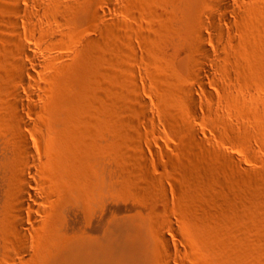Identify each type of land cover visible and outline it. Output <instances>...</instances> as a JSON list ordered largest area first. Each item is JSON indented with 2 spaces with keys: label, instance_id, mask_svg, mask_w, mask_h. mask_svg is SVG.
<instances>
[{
  "label": "rangeland",
  "instance_id": "1",
  "mask_svg": "<svg viewBox=\"0 0 264 264\" xmlns=\"http://www.w3.org/2000/svg\"><path fill=\"white\" fill-rule=\"evenodd\" d=\"M19 1L18 12L0 0V264H57L75 244L91 264H264V32L246 44L244 73L229 56L241 15L226 11L217 31L205 17L210 0H59L67 12L58 19L47 12L57 0ZM231 1L239 11L257 4ZM202 21L210 59L198 78ZM30 160L37 199L20 210ZM15 215L25 222L16 240Z\"/></svg>",
  "mask_w": 264,
  "mask_h": 264
},
{
  "label": "bare ground",
  "instance_id": "2",
  "mask_svg": "<svg viewBox=\"0 0 264 264\" xmlns=\"http://www.w3.org/2000/svg\"><path fill=\"white\" fill-rule=\"evenodd\" d=\"M58 1L59 0H57V1H54V2H50L48 5H47V12L50 14L49 16H51V18H53V17H55V19L57 18L58 19V17L60 18V15L59 14H61V13H63V11H64V9H62V5L60 6L59 4H61L60 2H59V4H58ZM253 2H256L257 4L256 5H253V6H248L246 9H243L242 11H239V9H238V6H236L235 5V3H233L231 0H210V2L209 3H207L206 4V6H205V17L208 19V21L209 22H211L212 24H214V26H215V30H217V31H220V32H222L223 31V26L225 25V24H228V23H230V19H229V16H228V14L227 13H225L226 11L228 12H235V13H237V14H239L240 13V15H241V23L239 24V28H240V38H241V40L239 41V43L237 44V43H235V44H237V45H235V52H234V50L233 49H231V48H229V49H231V52H233V54H231V53H229V56L231 55V57H232V61H233V63H235L234 65H235V67L236 68H239V70L241 69V67H242V69H241V71H243L244 69H245V67H244V63H241V61L242 60H240L241 58L243 59V58H245V60H247L246 59V57H245V54H246V44H248V42H250V40H252L251 39V37H253L254 36V34L255 33H259L260 31H263L264 32V0H253ZM254 4V3H253ZM13 6L15 7V9L19 12V11H21L22 9H23V7H22V5H21V3H20V1L19 0H14V3H13ZM66 6H68L67 4H66ZM60 7H61V9H62V12H60ZM63 8H65V7H63ZM67 9H68V7H66ZM71 8H69V10H70ZM65 11H66V9H65ZM65 11H64V13H65ZM60 12V13H59ZM67 12V11H66ZM160 16H162V17H164L165 19H166V15L164 16V14H159V17ZM162 17H160V18H162ZM159 19V18H158ZM157 19V20H158ZM162 20V19H161ZM160 21V20H159ZM164 21H166V20H164ZM156 23V22H155ZM160 23V22H159ZM158 25V24H157ZM204 26H206V24H204V22L202 21V23L199 25V28H198V30H197V42H198V46H197V49L199 50V52L201 53V54H203V55H207V57L206 58H201L200 56L199 57H195V59H194V63H195V67H196V69H197V72H196V76L198 77V78H201L204 74H206L207 73V64H206V61L207 60H209L210 59V53H209V51H208V49H207V47H206V38H205V35H204V33H203V28H204ZM262 33V32H261ZM260 33V34H261ZM260 34H258L259 36H260ZM256 35V34H255ZM262 35V34H261ZM259 36H255V37H259ZM225 37L229 40L230 38H229V33H225ZM255 39V38H254ZM263 39V38H262ZM250 43H252V41L250 42ZM18 44V43H17ZM153 44V43H152ZM5 45H7V44H5ZM16 46H18V45H16ZM20 46V45H19ZM15 46H13V47H11V49L12 48H14ZM154 47V46H153ZM222 48V47H221ZM8 49V48H7ZM10 49V48H9ZM18 49L19 50H21V48L20 47H18ZM155 49V48H154ZM14 50V49H13ZM23 50V49H22ZM197 50V51H198ZM6 51V50H5ZM9 51V50H8ZM228 52V50L226 49V52L225 53H227ZM230 52V51H229ZM227 55V54H226ZM243 56V57H242ZM230 57V58H231ZM241 57V58H240ZM224 59H226V58H224ZM151 60V59H150ZM154 60V59H153ZM228 60H231V59H228ZM16 61V60H15ZM149 61V60H148ZM155 61V60H154ZM158 61V60H157ZM220 61V60H219ZM225 61H227V60H225ZM22 62V61H21ZM153 63V62H152ZM157 63V62H156ZM160 63V62H159ZM217 63H220L221 64V62H217ZM223 63H224V61H223ZM228 63V62H227ZM230 63V62H229ZM248 63V62H247ZM252 63V62H251ZM23 64L24 63H22V65L20 64L18 67H20V69L18 70L17 69V72L16 73H14V71H13V73L11 74V75H13V77H11V78H13L17 83L19 82V83H24V81H25V77H24V75H23V73H25L24 71H23V73H22V69H23ZM154 64V63H153ZM241 64V65H240ZM242 64H244V65H242ZM4 65V64H3ZM222 65V64H221ZM221 65H217V67L219 66V68H220V66ZM231 65H233V64H231ZM254 65V64H253ZM261 65V64H260ZM1 66V65H0ZM12 66V65H11ZM158 66H159V64H158ZM229 66V65H228ZM228 66H226V67H228ZM222 67V66H221ZM230 67V66H229ZM228 67V68H229ZM232 67V66H231ZM248 67H250V65L248 64ZM256 68H257V66H255ZM1 68V67H0ZM12 68H13V66H12ZM157 68V67H156ZM224 68V67H223ZM251 68V67H250ZM6 69V68H5ZM159 69V68H158ZM218 69V68H217ZM225 69V68H224ZM230 69V71L229 72H231V68H229ZM252 69V68H251ZM3 70V69H2ZM245 70H247V69H245ZM245 70H244V73H245ZM248 71H249V69H248ZM256 71V70H255ZM264 71V70H263ZM3 72V71H2ZM154 72H156V71H154ZM226 72H227V70H226ZM256 72H258V70L256 71ZM7 73V72H6ZM157 73V72H156ZM237 73H240V72H237ZM236 73V74H237ZM250 73V72H249ZM248 72H247V74H249ZM1 74V73H0ZM241 74L242 73H240V76H241ZM256 74V73H255ZM254 74V75H255ZM238 75V74H237ZM251 75V74H250ZM257 75H259V74H257ZM257 75H255V77L254 78H256V77H258ZM249 76V75H248ZM241 77H243V76H241ZM264 77V76H263ZM195 79H196V77H194ZM249 78H251V76L249 77ZM248 78V80H251V79H249ZM259 78V77H258ZM261 78V77H260ZM238 79H239V77H238ZM247 79V78H246ZM246 79H245V81H246ZM254 80V79H253ZM12 81V80H11ZM14 81V82H15ZM255 81L256 82H258V84H259V81H261V80H256L255 79ZM249 83V82H248ZM247 83V84H248ZM253 83H255V82H253ZM261 83V82H260ZM263 83V82H262ZM251 84V83H250ZM249 84V85H250ZM182 85V84H181ZM181 85H180V87H181ZM189 85H191V84H189ZM244 85V84H243ZM262 85H264V84H262ZM14 86V85H13ZM177 86V85H176ZM183 86V85H182ZM241 86V85H240ZM252 86H253V84H252ZM255 86H256V84H255ZM254 86V87H255ZM15 87V86H14ZM179 87V91H180V88ZM184 87V86H183ZM168 88V87H167ZM166 88V89H167ZM243 88V87H242ZM245 88V87H244ZM258 88V87H257ZM172 89V88H171ZM170 89V90H171ZM175 89V88H174ZM173 89V90H174ZM250 89V88H249ZM170 90H168V92L170 91ZM172 90V91H173ZM166 91V90H165ZM183 91H184V93H187L188 95H190V99H189V101H188V107H189V111L191 110V111H193V109H195V107H196V105H197V98H196V95H197V88H196V86L194 85L193 86V84L191 85V86H189V87H185L184 89H183ZM241 91H243V90H241ZM181 92H182V89H181ZM244 92V91H243ZM249 92V91H248ZM163 93V92H162ZM162 93H159V95L161 94L162 95ZM166 93V92H165ZM228 93V92H227ZM231 93V92H230ZM247 93V92H246ZM19 94V93H18ZM17 94V91L15 92V99L17 100V102H18V99H17V96L19 97V95ZM168 94V93H167ZM173 94V93H172ZM180 94V93H179ZM183 94V93H182ZM229 94V93H228ZM233 94V93H232ZM164 95V94H163ZM175 95V94H174ZM241 95V97L244 95H242V94H240ZM14 96V95H13ZM170 96V95H169ZM177 96V95H176ZM199 96V95H198ZM236 96V95H235ZM238 96V95H237ZM180 97H181V95H180ZM182 97H184V96H182ZM233 97V96H232ZM238 97H240V96H238ZM240 97V98H241ZM246 97V96H245ZM164 98H166V97H164ZM177 98V97H176ZM242 98H244V96L242 97ZM161 99H162V97H161ZM174 99V98H173ZM230 99V98H229ZM232 99V98H231ZM238 99V98H237ZM172 100V99H171ZM244 101H245V99H243ZM177 101H178V99H177ZM177 101L175 102L176 104H177ZM183 101V100H182ZM231 101V100H230ZM233 101V100H232ZM235 101V100H234ZM233 101V102H234ZM241 101V100H240ZM246 101H248L247 99H246ZM245 101V102H246ZM16 102V103H17ZM161 102H162V100H161ZM169 102H171V101H169ZM263 102V101H262ZM9 103V102H8ZM163 103V102H162ZM174 103V104H175ZM183 103H184V101H183ZM232 103V102H231ZM236 103V102H235ZM258 103H259V101H258ZM257 103V104H258ZM6 104V103H5ZM11 104V103H10ZM164 104V103H163ZM179 104V103H178ZM233 104V103H232ZM239 104V103H238ZM237 104V105H238ZM242 104V103H241ZM248 104H249V102H248ZM261 104V103H260ZM263 104V103H262ZM2 106H5V105H3V104H1ZM0 105V106H1ZM8 105V104H7ZM6 105V106H7ZM187 105V104H186ZM246 105V104H245ZM6 106H5V110H6ZM13 105H11V107H12ZM18 106V105H17ZM176 106H178V105H176ZM240 106V105H239ZM248 106V105H247ZM247 106H246V108H247ZM256 106H258V105H256ZM264 106V105H263ZM182 107V106H181ZM188 107L186 108L187 110H188ZM260 107V106H259ZM259 107L257 108V109H259ZM2 108V107H1ZM165 108V107H164ZM172 108V107H171ZM175 108H178V107H175ZM261 108H262V106H261ZM8 109V108H7ZM11 109V108H10ZM18 109V108H17ZM179 109V108H178ZM243 109V108H242ZM256 109V108H255ZM4 110V111H5ZM170 111H171V109H169ZM183 110V109H182ZM209 110V109H208ZM246 110V109H245ZM3 111V112H4ZM256 111V110H255ZM254 111V112H255ZM261 111H262V109H261ZM2 112V113H3ZM185 112V111H184ZM183 112V113H184ZM194 112V111H193ZM208 112V111H207ZM256 112H258V111H256ZM263 112V111H262ZM1 113V112H0ZM169 113V112H168ZM186 113V112H185ZM6 114V113H5ZM9 114H10V110H9ZM8 114V115H9ZM172 114V113H171ZM196 113H194V115H195ZM253 114V113H252ZM251 114V115H252ZM173 115V114H172ZM179 115V114H178ZM256 115V114H255ZM258 115V114H257ZM259 115H260V113H259ZM258 115V116H259ZM262 115H263V113H262ZM2 116V115H1ZM3 116H5V115H3ZM10 116V115H9ZM179 117H180V115H179ZM193 117H195V116H193ZM254 117H256V116H254ZM253 117V118H254ZM10 118V121H12L13 123H16L18 120H21V118L20 117H17V115H15V116H10L9 117ZM177 118V117H176ZM196 118V117H195ZM257 118V117H256ZM256 118H255V120H256ZM6 119H8L7 117H6ZM181 119V118H180ZM185 119V118H184ZM192 119V118H191ZM197 119V118H196ZM262 119L263 118H261V122H262ZM9 120V119H8ZM251 120H252V116H251ZM9 121V122H10ZM194 121V120H193ZM254 121V120H253ZM252 121V122H253ZM260 121H258V119H257V123L259 122L260 123ZM184 122V121H183ZM195 122V121H194ZM255 123V122H254ZM256 124V123H255ZM192 125V124H191ZM257 125V124H256ZM257 127H259V126H257ZM256 129V128H255ZM189 130L191 131V133H193V135L195 136V134H197L198 133V130H196V128H195V125L194 126H190L189 127ZM188 131V130H187ZM263 131H264V128H263ZM262 131V132H263ZM239 132V131H238ZM237 132V133H238ZM261 132V133H262ZM232 133V132H231ZM234 133V132H233ZM249 133V132H248ZM264 133V132H263ZM130 134V133H129ZM132 134V133H131ZM130 134V135H131ZM240 134V133H239ZM251 134V133H250ZM192 135V134H191ZM191 135H188V136H190L191 138H192V136ZM237 135V134H236ZM233 136V135H232ZM239 135H237V137H238ZM252 136V135H251ZM263 136V135H262ZM234 137H236V136H234ZM239 137H241L242 138V136H239ZM236 138V139H241V138ZM257 137V136H256ZM231 139H232V137H230ZM250 138V137H249ZM258 138V137H257ZM193 139V138H192ZM234 139V138H233ZM243 140L244 139H247V137H243L242 138ZM241 139V140H242ZM252 139H253V136H252ZM264 139V138H263ZM262 139V140H263ZM200 140V139H199ZM240 140V141H241ZM243 140H242V142H243ZM191 141V140H190ZM194 141H196V140H194ZM194 141H192V143L194 142ZM250 142V140H247V142ZM237 142V141H236ZM246 142V141H245ZM244 142V143H245ZM191 142H190V144H192ZM197 143V142H196ZM199 144V143H198ZM248 144V143H247ZM193 145V144H192ZM242 145V144H241ZM22 147H23V150H24V152L26 153V155L28 156L29 155V149L27 148V146L26 145H22ZM250 147V146H249ZM247 148V147H246ZM195 148L193 147V150H194ZM189 152V151H188ZM192 152V151H191ZM193 152H195V151H193ZM32 163H33V161H31L30 160V162H28L27 164H22V166H23V171L21 172V182H20V185H19V188H20V193L21 194H19L18 196H17V198L15 199V202H14V206H15V208H17V209H20V210H23V208L25 207V205H26V203H25V198H26V196H29V197H32V198H34V199H37V197L35 196V194L34 193H32L31 191H30V189H31V182L29 181V180H27L26 178H25V172L26 171H29V172H31L32 170H33V166H32ZM225 163V162H224ZM234 179V178H233ZM235 180H236V178H235ZM263 180V179H262ZM239 181V180H238ZM263 182V181H262ZM201 185V184H200ZM230 185H232V184H230ZM233 186V185H232ZM241 186V185H240ZM264 202V201H263ZM242 208V207H241ZM156 210L157 211H159V207H156ZM256 211H258V210H256ZM262 211H264V210H262ZM261 211V212H262ZM259 212V211H258ZM252 213H254V212H252ZM245 214V210H243V209H241V210H239V211H237V212H235V214H234V217H233V220H234V222H236L237 224H239V222H240V220H242V218H243V216H245L244 215ZM258 214V213H257ZM263 214V215H262ZM260 216H259V214L257 215V217L259 218V221H260V219H264V212L262 213ZM248 215V214H247ZM255 217H256V215H254ZM251 219V218H250ZM256 221H258V220H256ZM254 222V221H253ZM262 222H264V221H262ZM24 219H23V217L21 216V215H15V216H13L12 218H11V227H14V229H12L10 226V228H9V235H10V238L11 239H17V234L18 235H20L21 233H22V231H23V229H24ZM249 223V222H248ZM258 223V222H257ZM257 223H255V224H257ZM250 224H251V226H249V227H253V228H249V230L247 229L246 230V227L248 226H246L245 227V230L246 231H249V232H251V229L252 230H254L255 229V227L254 226H252V222H250ZM241 225V224H240ZM260 225H262V224H260ZM244 226V225H243ZM259 226V225H258ZM138 228V227H137ZM136 228V229H137ZM257 228V227H256ZM264 228V227H263ZM8 229V228H7ZM262 229V228H261ZM139 230V229H138ZM138 230H136V231H138ZM242 230V229H241ZM241 230L239 231L240 232V234L242 233L241 232ZM243 230H244V228H243ZM8 231V230H7ZM16 231H17V234H16ZM140 231V230H139ZM133 232H135V230H133ZM244 232V231H243ZM256 232V231H255ZM20 233V234H19ZM137 233V232H136ZM136 233H134L135 235H136ZM140 234L142 233L141 231L139 232ZM139 233H138V237L140 236L139 235ZM252 233V232H251ZM239 234V235H240ZM243 234V233H242ZM255 234V233H254ZM245 235H247L246 233H245ZM249 235V234H248ZM247 235V236H248ZM256 237L258 238L259 236L261 237V238H263L264 239V230L263 231H257L256 232ZM244 236V235H243ZM242 236V237H243ZM245 237V236H244ZM9 238V237H8ZM165 238V237H164ZM250 238V237H249ZM10 239V240H11ZM240 239H241V242H240ZM14 240V241H15ZM161 240V239H160ZM243 240L244 239H242V238H240L239 237V240H238V243L239 244H242V242H243ZM146 243V242H145ZM145 243H143V244H145ZM8 244H10L9 242H8ZM162 244V243H161ZM161 244H160V246H161ZM163 245V244H162ZM75 246V247H74ZM144 247L143 248H145V247H148V244H147V246H146V244L145 245H143ZM164 246V245H163ZM158 247V246H157ZM162 247V246H161ZM70 248H72V245H71V247ZM81 248H82V246L80 245V244H75V245H73V250L70 252V254L68 255V253L67 252H65V251H63L64 253V255L66 256V253H67V259H63V260H61L62 259V257L60 258V257H56L57 259H59V260H61V261H59V260H55L56 262H57V264H91V262H90V259H89V257H87L86 255H83V253H82V251H81ZM149 248V247H148ZM67 250H68V248H67ZM69 250H71V249H69ZM146 250V249H145ZM148 250V249H147ZM13 251V250H12ZM10 253H11V251H10ZM14 254V253H13ZM59 261V262H58ZM124 262V261H123ZM54 263V262H53ZM121 264H125V263H122V262H120ZM119 262L117 263V264H120ZM55 264V263H54ZM129 264V263H128Z\"/></svg>",
  "mask_w": 264,
  "mask_h": 264
}]
</instances>
